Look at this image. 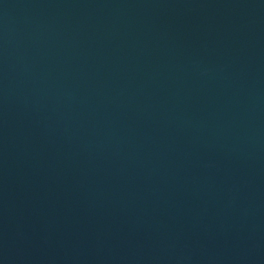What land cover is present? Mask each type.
Listing matches in <instances>:
<instances>
[{
  "label": "water",
  "instance_id": "obj_1",
  "mask_svg": "<svg viewBox=\"0 0 264 264\" xmlns=\"http://www.w3.org/2000/svg\"><path fill=\"white\" fill-rule=\"evenodd\" d=\"M0 264H264V0H0Z\"/></svg>",
  "mask_w": 264,
  "mask_h": 264
}]
</instances>
